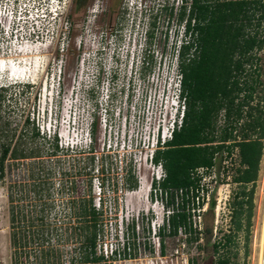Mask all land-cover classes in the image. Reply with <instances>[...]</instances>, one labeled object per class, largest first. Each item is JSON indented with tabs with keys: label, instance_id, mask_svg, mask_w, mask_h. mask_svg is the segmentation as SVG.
Wrapping results in <instances>:
<instances>
[{
	"label": "rangeland",
	"instance_id": "obj_1",
	"mask_svg": "<svg viewBox=\"0 0 264 264\" xmlns=\"http://www.w3.org/2000/svg\"><path fill=\"white\" fill-rule=\"evenodd\" d=\"M188 2L85 0L75 8L74 0H0V85H8L0 107L11 103L8 112L16 119L33 111L40 130L55 132L62 145L84 148L81 156L88 146L96 156L107 154L104 189L98 192L95 175L92 193L94 200L100 196L98 206L103 210L98 242L102 248L111 245L119 251L111 257L112 264H190V259L193 264H209L214 257L210 241L232 228L229 203L240 187L225 174L215 178L204 170L197 171L203 187L197 194L199 208L195 201L187 203L193 207L192 225L200 229L198 238L182 230L157 232L165 210L180 201L178 194L170 202L168 193L152 189L151 180L163 170L151 161L150 153L157 147L156 138H166L180 115L175 48L187 34L183 19L176 17L182 4L186 13ZM91 120L95 124L90 135ZM229 161L231 172L237 164L233 155ZM93 165L97 167L98 160ZM130 175L136 180L133 187L128 184ZM252 186L248 224L232 230L224 248L230 264H259L264 138ZM207 192L214 206L211 213L203 214ZM68 195L64 191L58 199ZM204 225L212 227L211 235L201 230ZM126 240L129 248L123 252L121 241ZM72 245H61L60 264H88L77 261ZM0 264H10L2 187ZM25 264H33L31 257Z\"/></svg>",
	"mask_w": 264,
	"mask_h": 264
},
{
	"label": "trees",
	"instance_id": "obj_2",
	"mask_svg": "<svg viewBox=\"0 0 264 264\" xmlns=\"http://www.w3.org/2000/svg\"><path fill=\"white\" fill-rule=\"evenodd\" d=\"M84 2L74 0V7ZM182 19L187 37L175 48L182 114L170 137L161 143L156 138L157 147L150 153L151 161L164 172L151 180L152 189L168 193L170 202L178 194L180 201L172 205L157 232L182 230L198 238L200 229L191 219L193 207L187 205L203 189L196 167L214 164L218 169L221 151L235 145L238 165L230 181L240 189L229 203L232 228L210 241L214 257L209 261L230 264L224 248L232 230L248 224L252 183L263 151L264 0H189L186 13L182 4L177 14L176 20ZM7 88L0 85V106ZM10 107L11 103L0 107V187L6 199L10 264H25L29 257L33 264H60L61 245L66 242L73 243L79 262L112 264L98 251L104 219L92 193L95 175L98 192L104 189L107 154L96 156L88 146L81 156L84 148L62 145L55 132L40 130L33 111L16 119L8 112ZM94 124V120L89 123L90 135ZM135 182L130 175L129 186ZM247 183L251 185L245 189ZM64 191L70 195L58 199ZM213 206L210 198L203 214L211 213ZM201 230L211 235L212 227L204 225Z\"/></svg>",
	"mask_w": 264,
	"mask_h": 264
},
{
	"label": "built area",
	"instance_id": "obj_3",
	"mask_svg": "<svg viewBox=\"0 0 264 264\" xmlns=\"http://www.w3.org/2000/svg\"><path fill=\"white\" fill-rule=\"evenodd\" d=\"M132 5H134L133 3H132ZM179 79V78H178ZM177 97H176V99H178V94L176 95ZM182 106H183V103H182ZM222 113H223V111H222V109L219 111V115L218 116H220V121H221V116H222ZM181 114H182V107H181V109H180V115H179V117H178V119H177V124H179V122H180V116H181ZM173 125V124H172ZM172 125H171V127H172ZM171 127H170V129H169V131H168V134H167V137L166 138H168V137H170V130H171ZM163 135H162V137H161V139H159V143H161L164 139H166ZM215 154H216V152H214V156H215ZM233 155V157H234V159L236 160V164L238 165V156H237V146H232V147H230V149H229V151H226V150H222L221 151V159H220V164H219V167H218V169H216V166L214 165V164H211V165H209V166H198V167H196V171H204V170H210L211 172H212V176H215V178H217V176H218V174L219 175H222V174H225L224 175V177L225 178H229V177H231L230 175H232L233 174V172H234V169H235V166L233 167V170L231 171V172H228V167H229V165L231 166L233 163L231 162V161H229V159L231 158V156ZM158 164V166L160 167V164L159 163H157ZM236 165V166H237ZM224 167H226V169L224 170V172H222L220 169H224ZM163 174H164V172L162 171V172H160L159 174H157L156 176H155V180H158V179H160L162 176H163ZM231 179V178H230ZM164 194H166L165 192H164ZM208 192H207V194L205 195V203H208ZM194 201L197 203V201H198V197H197V195H195L194 196ZM95 205L96 206H98V197H97V199L95 200ZM197 208H199V207H197ZM201 208H204L203 206L201 207ZM199 210V209H198ZM197 210V211H198ZM222 210V209H221ZM172 211V209L170 208V209H166L165 210V220H166V218H167V215L170 213ZM164 220V221H165ZM127 241V240H126ZM126 241H121V249H122V251L124 252L125 251V248L126 249H128L129 247H128V243H125ZM98 247H100V248H98V251H102V253H103V255L106 257V258H110L111 259V257H115V256H118L119 255V251H118V248L116 247V246H111V245H108V247H106V246H104L103 248L101 247V245H99ZM176 250V249H175ZM155 251L156 252H158V249H157V247H156V249H155Z\"/></svg>",
	"mask_w": 264,
	"mask_h": 264
},
{
	"label": "water",
	"instance_id": "obj_4",
	"mask_svg": "<svg viewBox=\"0 0 264 264\" xmlns=\"http://www.w3.org/2000/svg\"><path fill=\"white\" fill-rule=\"evenodd\" d=\"M259 264H264V218H263L261 244H260V252H259Z\"/></svg>",
	"mask_w": 264,
	"mask_h": 264
},
{
	"label": "clouds",
	"instance_id": "obj_5",
	"mask_svg": "<svg viewBox=\"0 0 264 264\" xmlns=\"http://www.w3.org/2000/svg\"><path fill=\"white\" fill-rule=\"evenodd\" d=\"M176 94H178V91H176Z\"/></svg>",
	"mask_w": 264,
	"mask_h": 264
}]
</instances>
